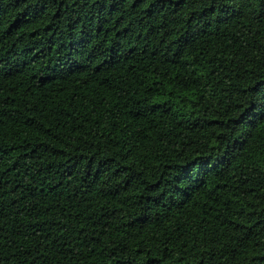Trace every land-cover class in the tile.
Here are the masks:
<instances>
[{"label": "trees", "instance_id": "16d2710c", "mask_svg": "<svg viewBox=\"0 0 264 264\" xmlns=\"http://www.w3.org/2000/svg\"><path fill=\"white\" fill-rule=\"evenodd\" d=\"M0 264H264V0H0Z\"/></svg>", "mask_w": 264, "mask_h": 264}]
</instances>
